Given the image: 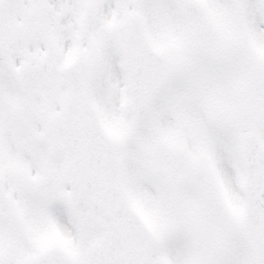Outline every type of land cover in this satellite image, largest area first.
I'll use <instances>...</instances> for the list:
<instances>
[{
  "label": "snow or ice",
  "instance_id": "6c2138e0",
  "mask_svg": "<svg viewBox=\"0 0 264 264\" xmlns=\"http://www.w3.org/2000/svg\"><path fill=\"white\" fill-rule=\"evenodd\" d=\"M0 264H264V0H0Z\"/></svg>",
  "mask_w": 264,
  "mask_h": 264
}]
</instances>
